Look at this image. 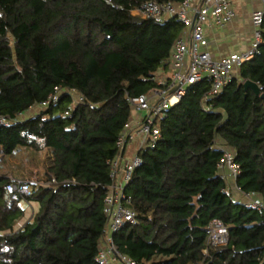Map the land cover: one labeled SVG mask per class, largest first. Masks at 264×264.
Listing matches in <instances>:
<instances>
[{"label": "trees", "instance_id": "trees-1", "mask_svg": "<svg viewBox=\"0 0 264 264\" xmlns=\"http://www.w3.org/2000/svg\"><path fill=\"white\" fill-rule=\"evenodd\" d=\"M109 1L0 0V117L11 120L0 124V151L47 160L29 199L39 208L22 225L24 210L5 189L15 179L0 172V264H98L110 162L132 118L127 97L161 88L156 74L185 29L132 14L149 1L185 0ZM259 51L220 95L204 104L203 81L157 119L161 137L138 152L143 164L125 188L137 223L113 236L120 254L136 264H264V212L234 200L215 147L234 149L237 188L263 197L264 99L243 86L264 85L263 33ZM214 220L228 241L209 248Z\"/></svg>", "mask_w": 264, "mask_h": 264}, {"label": "built area", "instance_id": "built-area-1", "mask_svg": "<svg viewBox=\"0 0 264 264\" xmlns=\"http://www.w3.org/2000/svg\"><path fill=\"white\" fill-rule=\"evenodd\" d=\"M107 5L109 0H104ZM193 0H185L179 5L173 3L146 2L133 15H140L143 19L156 23H164L175 19L182 23L188 34L179 37L173 44L167 78H155L161 88L149 96L127 97L132 109V118L116 142L118 155L110 162V178L112 183L107 187V194L103 201V213L107 224L103 236L99 240L96 262L98 264H136L130 258L120 254L113 242V236L121 231L125 224L136 225V213L130 207L131 198L125 193V188L131 181L133 172L143 164L138 152L154 149L161 135L156 124L166 109L178 104L186 91L203 81L209 84V90L203 96L206 104L210 98L222 93L225 86L232 80L237 69L244 63L260 54L259 45L262 43L261 29L264 25V0L261 8L251 14V24L254 28V41L250 47L242 52L235 53L225 59L215 61L207 51V40L204 26L222 28L233 17V11L228 0H200L194 4ZM261 94H264V85H257ZM54 94L43 103L57 102ZM82 99L76 96L75 102ZM209 110V107H206ZM141 114V116H140ZM11 120L0 117V124L8 126ZM135 143L134 154H126L129 144ZM221 152L218 173L226 183L232 181L234 189L243 198L239 201L248 208L264 212V196H255L242 193L236 186V179L240 174L234 149L221 143L215 146ZM36 181L12 180L6 186V194L11 201H16L21 209H26L31 203L29 199L34 194L32 184ZM52 183H55L52 180ZM68 185V184H67ZM207 247H222L227 244L228 232L219 220L211 223L207 230Z\"/></svg>", "mask_w": 264, "mask_h": 264}, {"label": "crops", "instance_id": "crops-1", "mask_svg": "<svg viewBox=\"0 0 264 264\" xmlns=\"http://www.w3.org/2000/svg\"><path fill=\"white\" fill-rule=\"evenodd\" d=\"M200 0H193L194 4H198ZM233 11V17L229 23L222 28L204 26V34L207 40V51L211 58L215 61L225 59L235 53L247 50L254 41V28L251 24V14L261 8V0H228ZM264 34V26L261 29ZM188 34V30L184 29L181 36ZM169 76V67H162L156 74V79L167 78ZM33 109V108H32ZM30 111V110H29ZM141 116V114H140ZM132 147L128 149V153L134 154L136 144L132 143ZM228 188L233 191L234 185L232 181H228ZM36 204V207H34ZM37 212L39 205L35 202L29 204V209ZM27 209V208H26ZM24 210V209H23ZM31 216V217H32ZM30 218V215L29 217ZM28 220V219H27ZM119 264V263H115Z\"/></svg>", "mask_w": 264, "mask_h": 264}, {"label": "rangeland", "instance_id": "rangeland-1", "mask_svg": "<svg viewBox=\"0 0 264 264\" xmlns=\"http://www.w3.org/2000/svg\"><path fill=\"white\" fill-rule=\"evenodd\" d=\"M40 109L38 107H34L30 111H28L25 117L33 116L34 114L38 113ZM133 144L128 145V149L132 147ZM128 149L126 151V154H128ZM46 156L42 155L37 158L36 160H33L30 158V156L26 153H18L11 157L4 158L3 154L0 151V172H4L9 174L13 179H18L22 181H38L37 178L41 176L42 172V163L46 162L45 159ZM232 197L236 201L243 202V198L237 193V191L234 189L231 191ZM34 207H36V204H34ZM31 208L29 207L27 209H24V217L20 223L22 225L29 220L34 212H32ZM30 215V218H28Z\"/></svg>", "mask_w": 264, "mask_h": 264}, {"label": "water", "instance_id": "water-1", "mask_svg": "<svg viewBox=\"0 0 264 264\" xmlns=\"http://www.w3.org/2000/svg\"><path fill=\"white\" fill-rule=\"evenodd\" d=\"M245 89L251 90L256 96H259L261 99H264V94H261L258 90V87L255 83L251 81H245L243 84Z\"/></svg>", "mask_w": 264, "mask_h": 264}]
</instances>
